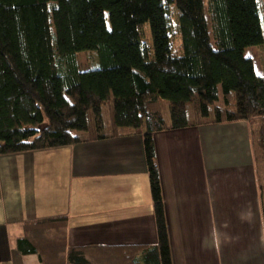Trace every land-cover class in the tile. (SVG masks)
I'll return each instance as SVG.
<instances>
[{
    "label": "trees",
    "instance_id": "obj_1",
    "mask_svg": "<svg viewBox=\"0 0 264 264\" xmlns=\"http://www.w3.org/2000/svg\"><path fill=\"white\" fill-rule=\"evenodd\" d=\"M263 46L264 0H0V157L140 128L157 232L153 246L67 248V219H45L22 225L16 250L40 264H172L153 135L247 122L263 188L264 76L244 56Z\"/></svg>",
    "mask_w": 264,
    "mask_h": 264
},
{
    "label": "crops",
    "instance_id": "obj_2",
    "mask_svg": "<svg viewBox=\"0 0 264 264\" xmlns=\"http://www.w3.org/2000/svg\"><path fill=\"white\" fill-rule=\"evenodd\" d=\"M140 132L0 157V264H40L16 242L25 222L45 219H67V248L156 245ZM153 144L172 264H264V187L248 123L160 132Z\"/></svg>",
    "mask_w": 264,
    "mask_h": 264
},
{
    "label": "rangeland",
    "instance_id": "obj_3",
    "mask_svg": "<svg viewBox=\"0 0 264 264\" xmlns=\"http://www.w3.org/2000/svg\"><path fill=\"white\" fill-rule=\"evenodd\" d=\"M169 15L170 19L172 21L173 26H175L176 23V10L174 6H171L169 9ZM173 33H176L175 27H173ZM174 45L179 46V40L174 37ZM142 41L151 48V34L149 30L148 24H145L142 28ZM176 47V46H174ZM89 53L86 52H81L77 54V62H78V67L80 71H86L90 69L91 66V57L88 55ZM244 56L249 58L255 68V72L258 76H264V46L262 48H249L246 49L244 52ZM162 112L165 114V116H168L167 112V105L165 102H162ZM106 113H104V117ZM106 121H109L106 119Z\"/></svg>",
    "mask_w": 264,
    "mask_h": 264
}]
</instances>
